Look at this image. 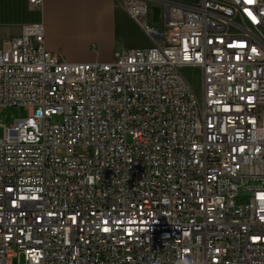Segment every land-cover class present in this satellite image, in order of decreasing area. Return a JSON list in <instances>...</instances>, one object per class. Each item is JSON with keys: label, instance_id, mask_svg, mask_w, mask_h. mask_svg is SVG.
Listing matches in <instances>:
<instances>
[{"label": "built area", "instance_id": "2783aa9c", "mask_svg": "<svg viewBox=\"0 0 264 264\" xmlns=\"http://www.w3.org/2000/svg\"><path fill=\"white\" fill-rule=\"evenodd\" d=\"M118 1L150 48L0 43V264H264V0Z\"/></svg>", "mask_w": 264, "mask_h": 264}, {"label": "crops", "instance_id": "0c3cea01", "mask_svg": "<svg viewBox=\"0 0 264 264\" xmlns=\"http://www.w3.org/2000/svg\"><path fill=\"white\" fill-rule=\"evenodd\" d=\"M39 23L46 50L70 63H109L124 51L152 46L118 0H43L40 11L28 0H0V43ZM134 35L136 42L143 38L141 48H126Z\"/></svg>", "mask_w": 264, "mask_h": 264}, {"label": "rangeland", "instance_id": "374dc122", "mask_svg": "<svg viewBox=\"0 0 264 264\" xmlns=\"http://www.w3.org/2000/svg\"><path fill=\"white\" fill-rule=\"evenodd\" d=\"M158 26V25H157ZM139 32L142 33V31L138 28ZM135 37L133 36L132 39L127 41L124 46L126 48H141L140 44L143 41V38H140L141 42H136ZM140 37V35H138ZM62 57V56H61ZM63 58V57H62ZM64 59V58H63ZM65 60V59H64ZM182 74L185 77V79L188 81L190 86L193 88V90L199 94L201 89V77H200V71L196 68H185L182 70ZM28 115V111L22 109V108H5L0 111V125L7 127L10 126L15 119L19 118H25ZM3 129L0 127V137L2 136ZM18 264H27L24 261V258L22 255L18 257Z\"/></svg>", "mask_w": 264, "mask_h": 264}, {"label": "clouds", "instance_id": "9594fccd", "mask_svg": "<svg viewBox=\"0 0 264 264\" xmlns=\"http://www.w3.org/2000/svg\"><path fill=\"white\" fill-rule=\"evenodd\" d=\"M178 264H189V262L187 260H184L182 257Z\"/></svg>", "mask_w": 264, "mask_h": 264}, {"label": "snow or ice", "instance_id": "6c2138e0", "mask_svg": "<svg viewBox=\"0 0 264 264\" xmlns=\"http://www.w3.org/2000/svg\"><path fill=\"white\" fill-rule=\"evenodd\" d=\"M105 230H107V229H105Z\"/></svg>", "mask_w": 264, "mask_h": 264}]
</instances>
